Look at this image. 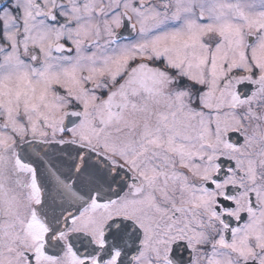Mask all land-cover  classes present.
I'll return each mask as SVG.
<instances>
[{
  "label": "snow or ice",
  "instance_id": "6c2138e0",
  "mask_svg": "<svg viewBox=\"0 0 264 264\" xmlns=\"http://www.w3.org/2000/svg\"><path fill=\"white\" fill-rule=\"evenodd\" d=\"M0 264H264V0H0Z\"/></svg>",
  "mask_w": 264,
  "mask_h": 264
}]
</instances>
